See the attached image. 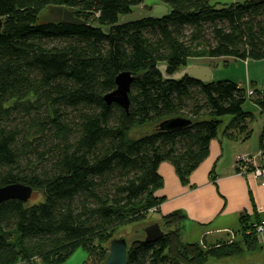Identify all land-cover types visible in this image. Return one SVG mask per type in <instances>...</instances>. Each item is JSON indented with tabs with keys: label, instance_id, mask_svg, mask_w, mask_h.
I'll return each instance as SVG.
<instances>
[{
	"label": "trees",
	"instance_id": "trees-1",
	"mask_svg": "<svg viewBox=\"0 0 264 264\" xmlns=\"http://www.w3.org/2000/svg\"><path fill=\"white\" fill-rule=\"evenodd\" d=\"M145 1L0 0V186L23 183L37 194L0 204V264H59L77 247L82 264H102L115 230L150 213L167 230L154 242L129 241L127 264H205L263 249L256 228L264 221L245 211L230 239L210 245L182 241L184 215L159 212V165L187 183L220 117H229L224 137L244 140L252 114L234 81L166 79L157 67L168 76L191 59H263L264 0H157L168 8L163 17L119 22ZM55 8L81 23L52 21ZM121 71L136 77L127 111L102 98ZM251 90L264 120V86ZM176 116L191 122L156 128ZM259 152L264 169V127ZM241 167L254 169L237 161L236 173Z\"/></svg>",
	"mask_w": 264,
	"mask_h": 264
},
{
	"label": "crops",
	"instance_id": "crops-1",
	"mask_svg": "<svg viewBox=\"0 0 264 264\" xmlns=\"http://www.w3.org/2000/svg\"><path fill=\"white\" fill-rule=\"evenodd\" d=\"M193 63L209 66L212 74L211 64ZM222 143L221 139L210 141L207 156L190 173L187 183L179 180L169 163L159 165L162 186L157 194L164 197L159 212L179 211L184 215V230H181L184 242L210 245L230 239L238 230V215L243 211L264 221V176L236 173L235 163L225 168L218 166L223 155ZM188 225L192 239L186 233Z\"/></svg>",
	"mask_w": 264,
	"mask_h": 264
},
{
	"label": "rangeland",
	"instance_id": "rangeland-1",
	"mask_svg": "<svg viewBox=\"0 0 264 264\" xmlns=\"http://www.w3.org/2000/svg\"><path fill=\"white\" fill-rule=\"evenodd\" d=\"M223 3H228L230 1L236 0H220ZM159 4L157 0H146L141 4V7L145 10L148 8H152L154 5ZM193 62H203L211 64L212 68V77L211 80H220V79H228L236 82L240 87L244 88L246 91V99L242 105L244 111L250 112L252 114L251 118L247 121V131L249 132L248 136L244 139H230L224 137L222 135V129L224 125L228 122V116H221V123L217 130V136L213 139H221L223 140V155L220 158L218 166H223L224 168L229 166L230 164H236L239 158L250 157L254 159V162H247L252 164V168H260L259 160V136L264 127V120L262 118V114L260 112L259 106L254 103L249 93H251V89H261L264 86V58L263 59H234V58H198L191 59L189 63ZM156 123L153 124H145L141 126H135L130 130L131 137H137L139 135L151 132L154 129ZM223 138V139H222ZM237 155V156H236ZM244 163V162H243ZM36 193H32L30 197V202L37 201ZM159 213H150L145 219L142 221H138L135 223H130L129 225H124L115 230L116 235L124 236L127 241H132L134 238H142L143 228L154 222H159ZM187 227V226H186ZM185 229L186 233H189V239H192V229L191 226ZM197 227V226H195ZM189 228V229H188ZM161 229L166 231L165 228L161 224ZM182 230H184L182 228ZM226 236V235H225ZM183 239V236H182ZM210 240V239H208ZM86 258V253L82 250V248L77 247L73 253L65 259L63 262L59 264H82V262ZM258 262L264 264V247L261 251L256 252H244L241 255L235 257H229L221 260L209 259L205 264H246L248 262ZM18 264H40L38 260L34 262H23Z\"/></svg>",
	"mask_w": 264,
	"mask_h": 264
},
{
	"label": "water",
	"instance_id": "water-1",
	"mask_svg": "<svg viewBox=\"0 0 264 264\" xmlns=\"http://www.w3.org/2000/svg\"><path fill=\"white\" fill-rule=\"evenodd\" d=\"M168 8L163 4L154 5L150 11L141 7L134 9L130 14L124 15L120 18V23H130L146 19L148 17L159 18L167 14ZM50 19L52 21H66L72 23H81L79 19L74 17L66 8H55L50 11ZM1 29V20H0ZM164 65H159L157 69L162 76L166 79H178L182 76H187L195 81L208 82L211 80V69L207 65L201 64H188L184 66L180 71L173 73L172 75L165 76ZM135 75H132L129 71L119 72L115 78V88L110 92L102 96L106 104H117L121 108L127 111L129 106L128 93L130 86ZM190 119L176 116L162 119L157 124L159 130H173L184 127L190 124ZM32 194V188L29 185L23 183H10L4 186H0V204L10 200L17 199L21 202H28ZM143 241L154 242L163 235V230L158 222L148 224L143 228ZM128 249V241L122 235H116L112 237L108 242L107 255L102 264H127L126 253ZM246 264H263L258 262H248Z\"/></svg>",
	"mask_w": 264,
	"mask_h": 264
},
{
	"label": "built area",
	"instance_id": "built-area-1",
	"mask_svg": "<svg viewBox=\"0 0 264 264\" xmlns=\"http://www.w3.org/2000/svg\"><path fill=\"white\" fill-rule=\"evenodd\" d=\"M243 160L246 162H254V159L250 157H244L242 159L239 158L238 161L244 162ZM242 173L247 174L244 169L242 170ZM250 173H252L254 176H264V169L254 168L252 171H250ZM263 223L264 222H261L259 225H257L256 231H257L258 241L264 244V225Z\"/></svg>",
	"mask_w": 264,
	"mask_h": 264
},
{
	"label": "flooded vegetation",
	"instance_id": "flooded-vegetation-1",
	"mask_svg": "<svg viewBox=\"0 0 264 264\" xmlns=\"http://www.w3.org/2000/svg\"><path fill=\"white\" fill-rule=\"evenodd\" d=\"M189 64H191V63H189ZM193 64V63H192ZM188 65V64H187Z\"/></svg>",
	"mask_w": 264,
	"mask_h": 264
}]
</instances>
